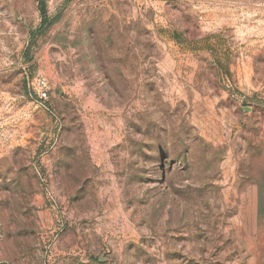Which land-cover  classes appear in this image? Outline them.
<instances>
[{"label": "rangeland", "instance_id": "374dc122", "mask_svg": "<svg viewBox=\"0 0 264 264\" xmlns=\"http://www.w3.org/2000/svg\"><path fill=\"white\" fill-rule=\"evenodd\" d=\"M0 264H264V0H0Z\"/></svg>", "mask_w": 264, "mask_h": 264}]
</instances>
